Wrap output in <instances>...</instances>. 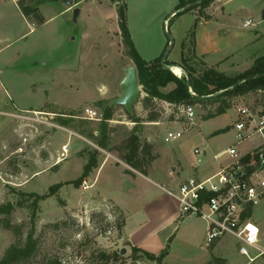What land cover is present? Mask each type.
I'll return each instance as SVG.
<instances>
[{
    "label": "rangeland",
    "instance_id": "1",
    "mask_svg": "<svg viewBox=\"0 0 264 264\" xmlns=\"http://www.w3.org/2000/svg\"><path fill=\"white\" fill-rule=\"evenodd\" d=\"M225 1L232 14L207 24L201 23L200 2L195 9L174 16L180 0H74V5L83 9L74 22L72 14L60 13L70 6L63 1H47L40 5L47 22L36 25L32 31L16 10L9 8L6 17L9 22L5 24L6 27L11 24L9 27L13 29L8 40L0 41V206L14 205L11 214L2 217L21 225L22 234L17 237L12 230L0 227V261L14 242L25 243L32 227L35 202L29 193H36L45 197L38 201L34 220L37 250L26 264H115V260L106 261L101 256L114 252L119 253L116 264H157L141 253L137 260L133 258V245L123 233L124 213L119 205L106 199H126L131 209L138 211L146 203L140 194L133 197V202L123 196L127 187L133 194L134 189L139 192L141 189L131 188L129 181L119 178L128 164L114 148L136 122L129 119L122 105H112L113 118L106 123L111 130L110 146L103 149L96 139L105 122L86 118V109L95 107L103 115L111 100L123 93L125 68L135 66L119 27L118 6L122 4L126 7L127 25L135 47L146 60L158 57L171 36L174 45L168 57L170 61L180 62L183 51L188 62L200 69L215 67L231 76L242 74L256 61H264V0ZM222 2L214 0L204 11L220 13ZM167 17L171 18L166 30ZM250 19L254 24L244 28L243 23ZM196 24V32L215 37L212 46L216 49L224 45L229 48L213 56L199 55L195 43L187 37ZM19 33L25 35L15 40ZM174 86L171 83L161 90L166 93ZM144 96L141 85L134 113L140 118H146L152 111L160 115L158 121L144 120L137 125L139 135L153 144L156 166L172 167L173 149L178 148L188 163L211 173L234 161L226 151L230 145L245 153L260 141V135L256 134L237 144L236 130L232 127L238 119L237 108L244 106L257 111L264 107V97L258 91L233 98L232 107L225 114L207 122H203L205 116L217 104H194L197 122L207 136L225 128L211 137L212 149L206 150L200 163L194 149L205 145L201 129L193 128L182 137L166 142V131L175 125L160 113L165 102L154 100L144 108ZM92 101H98L100 106ZM95 150L99 152V162L106 157L111 163L94 188L88 189L89 178L85 179L87 183L83 181L76 186L73 181L81 176L89 154ZM56 183L64 185L53 194L50 187ZM178 217L172 224L162 226L159 234L143 245L159 253L167 249L163 264H206L212 255H223L229 258H226L228 262L238 257L236 261L243 260L234 236L225 235L219 247L211 248L206 243L204 220ZM253 218H260L264 224V197L255 204ZM158 224L155 221L148 228L154 229ZM134 227L129 225L127 232ZM261 239L264 246V236ZM257 263L264 264V259L259 258Z\"/></svg>",
    "mask_w": 264,
    "mask_h": 264
},
{
    "label": "trees",
    "instance_id": "2",
    "mask_svg": "<svg viewBox=\"0 0 264 264\" xmlns=\"http://www.w3.org/2000/svg\"><path fill=\"white\" fill-rule=\"evenodd\" d=\"M47 1H62V0H19L18 5L22 13L29 20L36 23L38 26L43 25L46 22L45 16L42 14L40 5ZM196 0H180L176 7V13L174 16L195 9L193 6L190 9H184L185 6ZM214 0H204L198 4L200 7L199 15L205 20L211 19V16L207 14L206 9ZM118 20L119 27L121 30V36L123 43L127 48L130 58L133 60L138 70L139 83L142 85L145 96L143 98V107L147 108L154 103V100L165 101L176 106L182 105H194L200 104L205 105L207 103L217 104L216 108L209 112L204 120L214 118L216 116L225 114L232 107L233 98L241 95H245L251 92H257L260 89L264 90V75L257 76L264 73V61H256L253 66L247 69L245 72L239 75H228L225 72L218 70L215 67L199 68L196 64L190 63L187 57L184 56L182 51V58L180 62L166 60L169 66H180L185 70L186 74L190 78V84L187 83L186 75L177 76L172 70L162 66L161 59L166 47L169 44V40L166 47L163 49L161 54L151 60L144 59L137 51L131 34L128 29L126 20V7L125 4L118 6ZM197 23V22H196ZM197 24L195 28L187 35L191 38L193 44L195 43ZM186 40L183 41L182 46L184 47ZM256 76V77H253ZM238 81L241 83L235 85ZM174 83L175 86L168 92L164 93L161 88L167 87L169 84ZM163 111L160 113L163 115ZM114 106L109 104L106 106L103 112L102 121L105 123L101 126L96 143L100 148L109 149L110 146V132L111 130L107 126V122L113 118ZM129 119L136 122V126L127 135L121 143L116 145L114 148L118 150L120 157L128 166L134 170L147 175L151 163L156 159L157 155L153 152V144L143 139L139 135L138 123L142 121H158L160 118L159 113L150 112L146 118L137 117L135 113H128ZM162 117V116H161ZM174 115H170L168 122L174 120ZM225 131L224 129H218L213 132V135L219 134ZM258 162L256 165L246 166L247 174H250L256 168L260 166L261 157L257 155ZM250 161V154H246L242 157V162L246 163ZM99 166V152L95 150L89 154L88 160L83 167V173L81 176L74 180L73 183L76 186H80L83 181L90 175V173ZM127 172H130L129 170ZM64 183H56L50 187L51 193H56ZM29 196L35 197L34 210L31 217V230L27 234V239L24 244L19 241L14 242L5 251L0 264H26L35 255L37 250V238L34 236V220L36 218V207L38 201L45 197L44 195H38L36 193H29ZM254 203H249L243 213V218H250L253 213ZM14 209L12 203L0 206V227L10 229L14 232L17 237L22 234L21 225L12 223L8 218L2 217V215H10ZM215 245V244H214ZM211 245V248L214 247ZM133 258L138 259L141 255H144L147 259L156 262L157 264H163V260L166 257L168 250L164 249L160 253H152L146 251L138 246H132ZM101 256L107 260H118L119 253L114 252L113 254L107 255L102 253ZM135 260V261H136ZM226 258L212 255L211 260L207 264H228ZM114 264V263H113Z\"/></svg>",
    "mask_w": 264,
    "mask_h": 264
},
{
    "label": "built area",
    "instance_id": "3",
    "mask_svg": "<svg viewBox=\"0 0 264 264\" xmlns=\"http://www.w3.org/2000/svg\"><path fill=\"white\" fill-rule=\"evenodd\" d=\"M253 24L251 19L246 20L243 27L247 28ZM258 92L264 97L263 89ZM164 104L163 115L169 118L173 114L175 119L171 124L176 126L166 131V142L176 140L185 132L199 127L194 105L176 106L168 102ZM237 115L238 119L234 123L237 144L256 134H263L264 107L253 111L242 106L237 108ZM85 117L101 120L103 115L95 107H89ZM64 151H67L66 147ZM205 151V148H195L194 153L199 163ZM226 151L234 161L217 173L206 178L191 176L176 186L161 188L178 203L179 219L194 215L207 222L208 246L216 244L225 235L236 238L238 252L243 260L228 264H258L259 258L264 259L260 228L251 217L243 218V213L249 203L256 204L264 197V147L251 151L250 161L246 163L242 162L245 155H241L235 146ZM257 155L261 157L260 166L247 174L246 166L256 165Z\"/></svg>",
    "mask_w": 264,
    "mask_h": 264
},
{
    "label": "crops",
    "instance_id": "4",
    "mask_svg": "<svg viewBox=\"0 0 264 264\" xmlns=\"http://www.w3.org/2000/svg\"><path fill=\"white\" fill-rule=\"evenodd\" d=\"M18 1L19 0H4V1L0 0V7H5L4 9L0 8V16L2 18V21L0 23V26H1V28H0V41L1 40H5V41L8 40L10 38L8 36L11 35V30L13 29V28L11 29L9 27V25L11 26V24H9L7 27L5 24V22H9V19H7L6 17H8V15H9V8L10 7H13V9L16 10V13H18L21 16L22 22L25 25H27L29 31L34 30L36 25H37L36 23H34L33 21H31L27 17H25V15L22 13V11L18 5ZM222 1L223 2L221 5L223 6V9H221V12L220 13L216 12L215 14H212V13L209 14L208 13L211 16V19L204 20L202 18L201 23L207 24L213 20H219L221 17H224L225 15L230 16L232 14V12H230L227 9L226 3H225L226 1L225 0H222ZM75 5L77 6V4H75ZM223 10L225 11V14H224ZM82 11H83V9H81L80 15H81ZM174 12H172V14ZM60 13L72 14L73 13V7L67 8V9H61ZM80 15H79L78 19L80 18ZM169 18H171V17H167L164 21L165 28H166V23H167ZM46 22H47V20H46ZM2 27L6 30V31L4 30L5 32H2ZM24 35L25 34L19 33L18 36H14L15 40L21 39ZM214 38H215L214 36H211V37L205 36L204 32H201V31L196 32L195 49L197 50L199 55H211V56H213V54L217 53V51L223 52V51H226L227 48H229V46L224 45L221 47V49H216L215 46H212ZM238 39H241V38H238ZM0 51H1V49H0ZM236 114H237V109H236ZM211 119H213V118H211ZM211 119L203 120V122H207ZM232 127L234 128V125H232ZM173 128H176V126H174ZM199 128L201 129V131L203 130L200 123H199ZM215 131H213V132H215ZM213 132L209 133V136H207V134H205L202 131V134L204 135L205 145H198L196 147L205 148L206 150L212 149L211 141L213 138H211V137L213 136ZM259 135L261 137L260 141L255 144L254 149H252L248 152H245V153H241L240 150L237 149L238 152L241 155H246L253 150H257L259 148L264 147V131H263V134H259ZM234 146L235 145H230V147H234ZM205 153H206V151H205ZM173 156H174L175 161H174L172 167L168 166V167L162 168L158 165L156 166V162L153 161L149 170H148L147 175H144V174L134 170L130 166H128L127 168L123 167L124 168L123 174L119 178L121 180L123 179L124 181H129V183L132 185L131 188H134L133 186H135V187H138L139 189H141L140 192L138 191V189L137 190L134 189V191H136V192L133 194L132 192H129V189H127L128 188L127 187L126 189H124L125 191L123 193V196H125L127 198V200H130L131 202H133L135 195L138 196L140 194L141 199L146 202V203H144V205L141 208H139L140 211L131 209V207H130L131 203L129 204L128 201H126V199H125V201H120L117 198L106 197L107 200H111V201L115 202L117 205H119V207L121 208V210L124 213L125 222H124L123 233H124V236H126L127 240L133 246H138V247H140L146 251L156 253V254H158L159 252L150 251V250L146 249V247H143V245L151 237L157 236L159 234V232L161 231L162 226H164L166 224H172L174 221H176L177 217L179 215L178 203L175 201V199H173L170 195H168L161 188V186H167V187L176 186L178 183H180L181 181H184L185 179H187L191 176H198L201 178H206V177H209V176L217 173L218 171H220V170H217V171H213L211 173H208L207 171L203 172L201 170V168L199 166H197L196 164L188 163L187 159L181 154V152L178 148L173 149ZM108 161H109V158L105 157L104 161L99 162V166L97 168H95L90 173V175L87 177V178H89L88 189L94 188L97 185V183L99 182V180L101 178V175L105 172L104 169H106V167H108L109 164L111 163V162L109 163ZM197 162H198V159H197ZM222 166L223 165H221V168L224 167V166L223 167ZM128 170L130 172H127ZM85 183H87V181H85ZM97 202H99V201H97ZM254 208H255V205H254ZM186 218L189 220L192 218L199 219L201 217L192 215V216H189ZM187 219H185V220H187ZM201 219L204 220L203 218H201ZM251 219L254 220L256 222V224L259 226L260 236H264V224L262 223V220L260 218L254 219L253 213H252ZM155 221L157 223H160V224H158L156 226V228H154V229H152V227L148 228V226L152 225L153 222H155ZM206 224H207V222H206ZM129 225L135 226V227L132 229L133 231L128 233L127 229H129ZM204 229L206 231V236H207L208 225L204 226ZM196 232L197 231H195V233ZM200 233H202V228L200 229ZM191 234H193V233H191ZM221 241L222 240H219L214 245L213 248L219 247L221 244ZM261 242H262V239H261ZM217 256H222L224 258H227L223 255H217ZM240 257H242V256H240ZM227 259H229V258H227ZM238 259H239V257H238ZM238 259H236V260H238ZM236 260L232 261L230 259L229 262H237Z\"/></svg>",
    "mask_w": 264,
    "mask_h": 264
},
{
    "label": "water",
    "instance_id": "5",
    "mask_svg": "<svg viewBox=\"0 0 264 264\" xmlns=\"http://www.w3.org/2000/svg\"><path fill=\"white\" fill-rule=\"evenodd\" d=\"M64 3H66L68 6L73 7V13H72V18L74 22H77L78 17L80 15L81 9L79 7H77L76 5L74 6V0H62ZM204 0H197L191 4H188L187 6H185L184 9H190L193 6H195L197 3L202 2ZM262 19L264 20V9L262 10ZM167 30V29H166ZM174 45V40L171 36H169V44L166 47L162 59H161V64L163 67L172 70L173 66H169L166 63V60L168 59L171 49ZM179 68L182 70V72L186 75L187 77V83L188 85L190 84V78L189 76L186 74L185 70L182 69L180 66ZM264 75V73L259 74L257 76H261ZM256 77V76H253ZM241 82H237L235 85L240 84ZM121 88L123 89V93L114 98L113 100H111L110 102V106L112 105H122L125 110L130 113L133 114L134 113V108H135V103L136 101L139 99V97L141 96V85L139 83V76H138V70L136 66H129L127 68H125V77L121 82ZM92 103L99 107L100 103L98 101H92ZM141 136V134H140ZM125 252V249L122 250V253Z\"/></svg>",
    "mask_w": 264,
    "mask_h": 264
},
{
    "label": "bare ground",
    "instance_id": "6",
    "mask_svg": "<svg viewBox=\"0 0 264 264\" xmlns=\"http://www.w3.org/2000/svg\"><path fill=\"white\" fill-rule=\"evenodd\" d=\"M172 71L177 75L180 76L182 74L181 69L179 68V66H173L172 67Z\"/></svg>",
    "mask_w": 264,
    "mask_h": 264
}]
</instances>
